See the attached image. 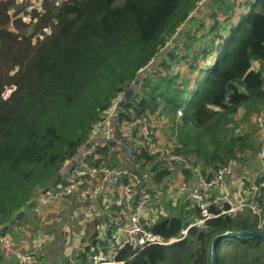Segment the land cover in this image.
<instances>
[{
    "label": "trees",
    "instance_id": "16d2710c",
    "mask_svg": "<svg viewBox=\"0 0 264 264\" xmlns=\"http://www.w3.org/2000/svg\"><path fill=\"white\" fill-rule=\"evenodd\" d=\"M200 1L42 0L39 8L21 13L26 0H0V234L15 248L26 213L42 208L40 190L54 186L94 138L120 92L126 98L114 129L134 117L154 116L156 137L162 133L174 153L203 173L213 174L241 154L253 159L259 146L253 119L264 110V0H206L203 15L188 17ZM133 137V169L152 193L141 218L164 239L180 238L194 209L184 195L174 201L159 156L146 139ZM116 146L104 143L89 160L129 167ZM102 202L91 203L93 231L78 236L76 264L105 243L106 232L101 235L97 226L111 206ZM256 230L257 219L242 210L190 228L171 244L133 256L126 249L121 257L123 264H211L213 236ZM215 252L216 264H264V238L230 237L224 250L219 240ZM1 260L13 264L3 255Z\"/></svg>",
    "mask_w": 264,
    "mask_h": 264
},
{
    "label": "built area",
    "instance_id": "2783aa9c",
    "mask_svg": "<svg viewBox=\"0 0 264 264\" xmlns=\"http://www.w3.org/2000/svg\"><path fill=\"white\" fill-rule=\"evenodd\" d=\"M143 70L139 69L138 73ZM124 98L125 93L116 95L113 105L104 112L103 119L95 127L94 138L65 165L54 186L39 192L38 203L45 210L61 205L73 196L78 201L79 210L84 203L95 202L100 197L106 207L111 206L104 214L103 224L97 226L101 235L106 232L105 243L96 252L85 253L84 259L77 264H123L125 259L121 254L126 249H130L133 256L151 245L171 244L183 238L190 228L201 229L210 219L225 214L235 215L242 210L257 219L256 231L264 230V110L253 119L259 143L253 159L249 160L241 154L239 159L230 158L209 174L192 168L187 159L173 152L171 144H165L156 137L159 122L154 116L134 117L131 121L119 123V128L114 129L113 121L125 102ZM235 133L239 134L240 128H236ZM134 135L146 139L151 153L159 156L160 165L168 172L169 195L174 199L184 195L194 209L195 216L182 230L180 238L164 239L150 231L141 218L152 193L133 169L136 146L131 140ZM111 141L124 148L129 167L92 161L97 158L99 147ZM184 170H190L188 176ZM62 180L64 183H61ZM107 193L113 198L107 200ZM88 214L92 217L93 212ZM0 253L13 257L17 264H40L36 245L15 248L6 234H0ZM70 264H76L73 257Z\"/></svg>",
    "mask_w": 264,
    "mask_h": 264
},
{
    "label": "rangeland",
    "instance_id": "374dc122",
    "mask_svg": "<svg viewBox=\"0 0 264 264\" xmlns=\"http://www.w3.org/2000/svg\"><path fill=\"white\" fill-rule=\"evenodd\" d=\"M205 1L206 0H203L201 3H199L198 7L195 8L194 11L191 13V15L189 14L188 17L190 18L196 17L200 15V13H202L203 15V13H205V9L203 10L202 6ZM41 2L42 0H26L25 3L20 5L21 8H24V10L21 11V13L24 12L25 10L39 8L41 6ZM22 19L27 20L25 15L22 16ZM169 46L170 45H168V47ZM168 49L169 48L160 51L161 58L166 55L165 51H167ZM142 74H144V72L140 73L139 78L142 77L141 76ZM134 90L135 87L132 88L131 92H133ZM158 137L161 139L162 142H166L165 141L166 137H163L162 133H160ZM131 142H133V144ZM131 142L129 143L132 145H134V143H137L136 140L134 141V139L133 141L131 140ZM116 148L119 151L120 149L121 150L124 149L122 146H116ZM106 195H109V198L106 197L107 200L113 198V195H110L109 193H107ZM176 199H174V201ZM187 203L188 205H190L189 202ZM85 205H88L85 211H83L82 209L79 210L78 201L76 197L73 196L64 203H62L61 205H54L49 210H45L43 208H41L42 209L41 210L39 208H36L34 214L26 213L27 215L25 216L22 225H19L17 228L18 230L17 235L19 236L22 242L20 243V246L25 248L26 242L29 245L31 244V246L32 244L36 245L38 260L40 262L42 261L39 259L40 255H42L43 260L47 264H53L52 261H58L62 259H65L67 260V262H70V260H72V257L74 255L76 246L79 245L77 241L80 237L79 235L82 236V233L85 231L86 228H87L86 231L88 232L93 231L92 226L89 223V221L91 220L90 217L91 215L88 214L89 209L92 208L91 207L92 204L91 202H89V203H84L82 206ZM41 212H44L45 214L47 213V215L45 214L41 215ZM87 223L88 226L86 225ZM43 228L54 232L46 236L43 232ZM228 242H229V237L222 239L223 250L226 248ZM0 255L3 254L0 253ZM5 257H8L13 264H17L16 260L13 257L11 256H5ZM63 261L64 260H62V262ZM2 262L4 261L1 260L0 263L2 264Z\"/></svg>",
    "mask_w": 264,
    "mask_h": 264
},
{
    "label": "water",
    "instance_id": "95a60500",
    "mask_svg": "<svg viewBox=\"0 0 264 264\" xmlns=\"http://www.w3.org/2000/svg\"><path fill=\"white\" fill-rule=\"evenodd\" d=\"M227 237H236L240 239H254V238H264L263 231H226L220 234H217L212 237L209 246V261L211 264H216V252L215 246L216 242Z\"/></svg>",
    "mask_w": 264,
    "mask_h": 264
},
{
    "label": "crops",
    "instance_id": "0c3cea01",
    "mask_svg": "<svg viewBox=\"0 0 264 264\" xmlns=\"http://www.w3.org/2000/svg\"><path fill=\"white\" fill-rule=\"evenodd\" d=\"M58 264H60V260L56 261Z\"/></svg>",
    "mask_w": 264,
    "mask_h": 264
}]
</instances>
